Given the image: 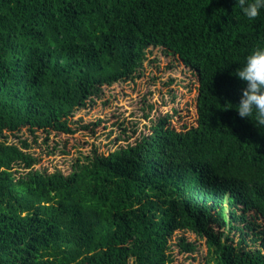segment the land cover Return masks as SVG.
Here are the masks:
<instances>
[{
	"label": "trees",
	"instance_id": "obj_1",
	"mask_svg": "<svg viewBox=\"0 0 264 264\" xmlns=\"http://www.w3.org/2000/svg\"><path fill=\"white\" fill-rule=\"evenodd\" d=\"M154 49L192 76L195 124L153 103L143 125L78 123ZM257 49L264 8L238 0H0V264H176L199 241L204 264H264V127L237 111ZM109 129L106 151L51 145ZM51 156L67 170L39 166Z\"/></svg>",
	"mask_w": 264,
	"mask_h": 264
},
{
	"label": "rangeland",
	"instance_id": "obj_2",
	"mask_svg": "<svg viewBox=\"0 0 264 264\" xmlns=\"http://www.w3.org/2000/svg\"><path fill=\"white\" fill-rule=\"evenodd\" d=\"M152 57H156L154 62L146 66L145 75L136 81H125L115 86L106 88L103 99H98L94 104L78 112L75 119L78 123H90L104 119L106 125L110 127L116 121H126L127 125L133 122L141 121L145 112H148V104L153 103L156 115L171 113L172 123L181 129L186 125L190 126L196 123L197 115L194 106L197 97V86L190 83V74L184 64L176 57L165 54L162 49H154ZM192 77V76H191ZM174 79V80H173ZM112 129V128H110ZM109 130L100 131V136L91 137L88 132L83 130L75 135H56L51 134V145L55 141L65 140L69 149L73 152L81 146L82 149H89L93 142L101 143L102 149H108V143L117 136L116 132L108 136ZM148 128L145 127V130ZM103 130V127L101 128ZM25 137H30V133L24 131ZM45 134H42L44 136ZM11 141H17L13 136ZM43 147V146H42ZM37 147L34 150H42ZM42 168L53 170L56 166H62L65 170L68 163L63 156L45 157L39 165ZM181 235H186L190 240H195L196 236L192 233L178 232L172 240L176 243ZM200 246L196 253L181 254L179 248L175 246L176 264H204L207 255V246L204 241H199Z\"/></svg>",
	"mask_w": 264,
	"mask_h": 264
},
{
	"label": "clouds",
	"instance_id": "obj_3",
	"mask_svg": "<svg viewBox=\"0 0 264 264\" xmlns=\"http://www.w3.org/2000/svg\"><path fill=\"white\" fill-rule=\"evenodd\" d=\"M244 14L251 20L259 16L264 0H238ZM236 75L247 82L242 92L237 111L241 118H252L255 125L264 127V49H257L247 57L246 66L238 69Z\"/></svg>",
	"mask_w": 264,
	"mask_h": 264
}]
</instances>
